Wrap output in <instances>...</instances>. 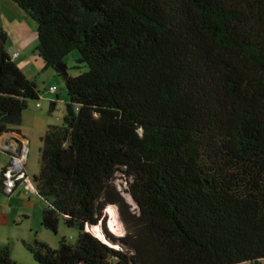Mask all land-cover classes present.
<instances>
[{"label":"trees","instance_id":"1","mask_svg":"<svg viewBox=\"0 0 264 264\" xmlns=\"http://www.w3.org/2000/svg\"><path fill=\"white\" fill-rule=\"evenodd\" d=\"M11 1L66 96L31 181L40 226L78 232L23 241L35 263L264 264V0ZM73 51L84 70L62 75ZM39 95L0 42V133ZM0 264H14L6 245Z\"/></svg>","mask_w":264,"mask_h":264},{"label":"rangeland","instance_id":"2","mask_svg":"<svg viewBox=\"0 0 264 264\" xmlns=\"http://www.w3.org/2000/svg\"><path fill=\"white\" fill-rule=\"evenodd\" d=\"M4 32L9 35L4 47L7 49L9 45H13V51H10V54L12 56V52H17V55L12 59L17 67L21 68L23 74L34 82L40 93L38 99L29 100L23 110L22 130L29 139L23 170L29 180V185H31V177L38 172L40 134L44 132L47 125L60 124L66 99L65 88L63 77L50 68H44L34 51L36 45L34 21L11 0H0V36L3 37ZM16 36L19 37V44L14 43L12 39H15ZM75 57L76 54L73 51L62 59V63L67 68L66 73L71 76L84 70L73 68ZM50 86H54L55 91L49 94L48 89ZM48 97L54 101V107L51 111H49ZM113 184L124 200L131 203L120 174H115ZM29 185L25 180L16 182L10 192L2 191L0 196L4 198L9 206V213L14 216V221L1 232L0 246H7L9 257L14 264H36L23 247V241H30L34 237L47 247L54 249L61 238L69 244L74 243L78 232L74 227L65 226L61 220L57 224L55 233L40 226L41 208L45 206V202L33 192L32 187ZM108 206L113 213L112 220L118 231L113 232L110 230V214L105 208L106 228L114 235H121L123 227L118 218L116 207L114 205ZM88 229L96 235L99 231L97 227Z\"/></svg>","mask_w":264,"mask_h":264},{"label":"crops","instance_id":"3","mask_svg":"<svg viewBox=\"0 0 264 264\" xmlns=\"http://www.w3.org/2000/svg\"><path fill=\"white\" fill-rule=\"evenodd\" d=\"M18 38L19 37L17 36L15 37V39L12 38L14 40V43L19 44L18 42L20 40ZM8 39H9L8 33L4 32V36H3L4 43L2 44L3 46L7 43ZM8 47L10 48V51H13V45H9ZM50 93L51 92H49V94ZM47 100L49 102L52 101L50 97H48ZM23 118L24 115L22 111L19 124L17 126L9 127L10 131L8 132L7 135H3V133H0V170L5 169L10 165V160L12 155H14V153L19 154L23 145H25L26 153H27L29 139L22 130V125H23L22 122L24 121ZM42 133L43 132H41L40 136L42 135ZM30 183L31 185L29 186L32 187L33 192L36 194L33 183L32 182ZM2 191L3 190H0V196ZM8 210H9V206L4 201V198L0 197V236H1V232L5 230V228H7L10 225V223L14 221V216L10 214Z\"/></svg>","mask_w":264,"mask_h":264},{"label":"built area","instance_id":"4","mask_svg":"<svg viewBox=\"0 0 264 264\" xmlns=\"http://www.w3.org/2000/svg\"><path fill=\"white\" fill-rule=\"evenodd\" d=\"M10 51V48L8 49ZM17 55V52H12V56L14 57ZM49 92H54L55 87L50 86L48 89ZM26 153V148L25 145L22 146L21 151L19 154L14 153L12 155L11 160H10V165L4 169L3 173V191L4 192H10L13 187L15 186L16 182L25 180V182L29 185V180L26 177V174L24 173L23 170V162H24V157Z\"/></svg>","mask_w":264,"mask_h":264},{"label":"water","instance_id":"5","mask_svg":"<svg viewBox=\"0 0 264 264\" xmlns=\"http://www.w3.org/2000/svg\"><path fill=\"white\" fill-rule=\"evenodd\" d=\"M0 42H1V44L4 43V40H3V37L2 36H0ZM55 67L59 70V72L62 75H65L66 74L65 65L62 62H57L55 64ZM7 134H8V131L3 132V135H7Z\"/></svg>","mask_w":264,"mask_h":264},{"label":"bare ground","instance_id":"6","mask_svg":"<svg viewBox=\"0 0 264 264\" xmlns=\"http://www.w3.org/2000/svg\"><path fill=\"white\" fill-rule=\"evenodd\" d=\"M106 210H107V211L109 212V214H110L109 228H110L111 231H113V232H117L118 230H117V228H116V226L114 225L113 220H112V219H113V213H112L110 207L107 206V207H106Z\"/></svg>","mask_w":264,"mask_h":264}]
</instances>
